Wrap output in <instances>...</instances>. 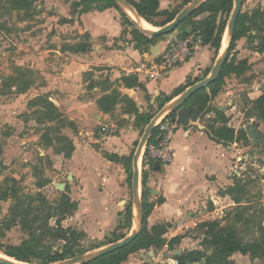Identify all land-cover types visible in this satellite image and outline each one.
I'll use <instances>...</instances> for the list:
<instances>
[{"label": "rangeland", "instance_id": "1", "mask_svg": "<svg viewBox=\"0 0 264 264\" xmlns=\"http://www.w3.org/2000/svg\"><path fill=\"white\" fill-rule=\"evenodd\" d=\"M27 1L28 5L26 7H17L13 0H0V187L5 189L16 187L19 189L20 195L41 193L51 202H57L61 199V195L65 193L70 196L73 202L80 205L78 210L63 222V226L72 227L81 232L87 229L90 232L86 233L85 237L81 239L80 245L73 250L74 257L66 258L65 261H67L102 249L131 233L134 205L132 193L133 157L145 129L141 128L138 140L128 146L130 150L127 152L129 155L127 158L121 160L107 151H98L102 155L105 154V158L122 162L126 166L124 170L127 171L126 175H128L129 193L126 198L118 199L114 203L115 207L111 203L107 204L105 213L102 216H97L94 201L83 199L80 196L83 187L75 169L69 162L73 155L70 159H64L62 156L56 155L53 147H49L44 143L42 136L48 127H53L55 130L52 131V136L62 134L75 143L78 125L62 112L60 106V99L65 93V84H69L66 89L76 92L79 91V88H76L77 83H79V86L82 85L83 90L87 91L85 95H92L96 87L103 90L109 89L111 84L109 78L105 77L107 73L99 74L100 76L104 75V77L99 79L100 82L97 81L96 72L104 71L101 68L83 75H81L82 70L77 69L75 63L80 61L76 58V55L93 51L91 38L81 24L76 23L77 16L80 14L72 17L70 19L72 20L71 23H65L63 22L65 18L58 13L55 9L56 6L53 5V2H70L71 0H52V5L49 6H46L48 0ZM74 3H81L85 6L84 0H75ZM248 5L249 0H243L242 13L250 14L251 11ZM183 7L184 0H181V3L173 10L181 12ZM83 8L81 6L78 11L83 10ZM230 18L227 14L223 15V19L228 22ZM146 24L153 26L158 22L153 21ZM226 43L227 35L225 32L222 50L225 48ZM239 47L238 41L228 57L229 62L233 61L235 67L241 69L238 74L232 73L228 76V78L236 76V81L242 85V88H238L243 94L241 103L230 118L232 125L237 127V131L245 129L248 124L260 122L257 119H247L244 115V108H248V93H251L254 99L264 94V73L259 72V69L256 73L254 66L249 65L251 54L246 52L247 50L244 49V54L240 50L239 52L242 55L239 56V52H236ZM246 47L251 49L249 42ZM246 57L248 59H245ZM213 64L215 65V61H213ZM256 65L259 67L264 65V59L263 61L261 59L259 64L257 62ZM79 80L80 82H77ZM225 83L226 79L223 85ZM22 87H28V89L21 92ZM45 95H49L50 99L57 105L62 114V122L49 123L42 119L37 99ZM3 113H6V116ZM115 124L124 128L130 123L126 125L123 121H116ZM204 125L207 127V122ZM109 129H107L106 134L110 136H122V132H124L117 128H114L113 131L111 128ZM262 129H264V123ZM227 146L233 150L234 157H236L232 169L229 171L230 177L233 180L241 179L243 182H251L248 187L247 198L242 204H235L229 197L222 195L226 200H218L216 204L209 201L207 205H200L199 208H196L195 211L201 209L202 211L199 212H203V214L207 208L209 212L217 213V215L214 216L212 221L207 220L208 216L205 215L196 222L198 223L197 229L205 234L204 237L202 233L198 236L191 234V236L187 230L179 231V236L191 238V243H194L193 246L199 239L202 242L205 240L209 226L214 223L218 225V230L223 228L235 230L238 239L245 246L264 242V149L260 145L253 147L252 142L251 144L240 142L236 145L233 143ZM143 159L144 153L140 160L142 205L144 192L142 185ZM157 173L163 175L164 171L161 169L149 173V180L151 178L156 180L157 184L154 188L156 191L159 190L160 182ZM45 179L49 183L39 189L37 183ZM63 184L66 187L63 191H60L58 185ZM158 198L159 194L157 193L153 196L148 192L146 195V201L149 203H159ZM13 205V199L0 204V253L6 257H8L5 254L7 248L20 246L30 241L29 235L22 225L12 223L8 218ZM239 216L244 218L242 222H236ZM116 218H118V221L112 228L113 226L110 223H112V219ZM141 218L143 228V211ZM180 219L181 224L177 223L174 226L176 229L187 222L184 216ZM105 222L109 223L108 230L101 229L102 224ZM51 224L54 225L55 222L52 221ZM146 228L151 230L149 222H147ZM46 245L51 249L52 254H56L64 251L65 244L48 240ZM178 249H180L179 246H175V250ZM184 249H188V247H184ZM175 250L165 245L161 248L141 251V253L152 259V264H156V255L174 258ZM150 252H154V256L151 257ZM209 253H213V248L209 249ZM231 260H236V264H264V258L251 261L249 256L240 254L234 255ZM132 262L149 264L146 263L145 259L140 263L138 256L131 259L128 264H134ZM31 264H43V262L35 261Z\"/></svg>", "mask_w": 264, "mask_h": 264}, {"label": "crops", "instance_id": "2", "mask_svg": "<svg viewBox=\"0 0 264 264\" xmlns=\"http://www.w3.org/2000/svg\"><path fill=\"white\" fill-rule=\"evenodd\" d=\"M51 2L52 0H48L46 6L52 5ZM74 2L75 0L53 2V5L56 6L55 9L61 16L65 19H71L70 13ZM180 3L181 0H160V10L171 11ZM248 6L251 11L250 15H252L257 9L264 10V0H249ZM206 17L208 14L200 16L197 20H203ZM164 21V17L155 18L154 22H158V24L152 27L161 28ZM76 23L81 24L90 36L93 45V51L90 53L76 55L80 61L75 63L77 69L82 70L81 75L93 72L98 68L103 69L102 72H96L97 81L100 82L99 79L104 77V75L100 76L99 74L107 73L105 77L109 78L111 84L109 86L111 87L105 90L96 87L92 95H85L87 91H84L83 86H79V83L76 87L79 88V91L76 92L66 89L69 84H65V93L60 99V106L62 112L78 125L77 138L74 143L75 152L69 162L75 169L83 187L80 196L83 199L94 201L97 216H102L107 204L111 203L115 207L114 203L118 199L128 196L129 185L127 183V171L124 170L126 166L122 162L105 158V154L102 155L98 151H107L121 160L127 158L129 156L127 152L130 150L128 146L138 140L140 129H145L147 126L137 123L136 115L127 113L124 104H119L112 113L101 112L98 100L117 89L136 104L141 115L150 114L152 111L157 115L165 106L180 97L181 94L177 96L175 93L178 89L185 88L187 90L207 78L214 64L211 48L201 46L190 60L173 69L167 76L150 78L145 67L147 69L152 67L156 58L177 33L165 36L155 43L139 41L133 35L134 28L123 24L121 11L116 8H109L103 12L93 10L81 14L77 16ZM252 33L257 35L255 31ZM247 43L248 38H241L239 40L240 47L236 52L241 50L243 53L244 49L247 50L246 52L251 54L249 65L254 66L256 73L257 69L264 73V65H260V67L256 65L261 59L263 61L264 53L260 54L245 48ZM157 45L160 48L155 51L154 47ZM238 54L239 56L242 55L240 52ZM142 67L145 70L138 71ZM130 75L138 77L139 81L146 86V90L140 88L127 89L122 79L124 76ZM235 78L237 77L226 78V83L219 94L210 102L209 108H218L224 111L229 119L228 126L237 131V127L232 125L230 118L239 108L243 94L238 89L242 88V85ZM248 96L249 100L258 98L254 99L251 93H248ZM246 110L244 108V115ZM3 114L6 116V113ZM214 117L215 113L210 112L207 115V121L214 124L211 122ZM116 121H123L126 125L127 123L130 124L121 128L115 124ZM204 123L202 121L201 123L181 125L173 137L174 163L161 168L164 171L163 175L157 173L160 180L159 190L154 189L157 184L155 179L151 178L148 183L150 193L153 196L157 193L159 194L158 199H163L161 204L156 202L148 222L151 229L158 225H169L168 232L163 236L168 242L176 237H182L179 236L180 230H187L190 235L195 236L203 234L196 227L198 224L196 222L199 220L198 212L202 210L195 211V209L199 208L200 205H207L209 201L216 204L218 200H224L222 192L234 185V180L230 177L229 171L234 164L235 153L227 145L215 141ZM214 125L216 128L222 126L221 123ZM105 128H111L112 131L117 128L124 132H122V136H110L106 134L107 129ZM147 171L151 173L150 170ZM182 216L187 222L176 229L174 226L177 223L181 224L180 218ZM117 221L118 218L112 219L111 226L116 225ZM108 225L109 223L105 222L101 229L108 230ZM84 232L89 233L90 231L85 229ZM204 236L205 234H203ZM191 242V238L182 237V241L178 245L181 253L186 250L201 248L202 241L200 239L195 242L194 246V243ZM184 247H188V249H184ZM141 254L139 255L140 263V259H144ZM156 257V264L158 262L159 264H175L176 262L175 258L157 255ZM134 264L139 263L135 262Z\"/></svg>", "mask_w": 264, "mask_h": 264}, {"label": "trees", "instance_id": "3", "mask_svg": "<svg viewBox=\"0 0 264 264\" xmlns=\"http://www.w3.org/2000/svg\"><path fill=\"white\" fill-rule=\"evenodd\" d=\"M85 6L81 3H73L71 8V16L81 15L93 10L103 12L109 8H116L121 11L123 16V24L125 26H132L133 35L137 40H144L146 43H155L165 36L153 38L141 32L120 9L114 0H84ZM147 22L151 23L155 18L164 17L165 21L161 26H165L172 22L179 11L175 10H160V0H126ZM193 0H184V6L190 4ZM17 7H26L27 0H13ZM95 5V6H94ZM83 10L78 11L80 7ZM184 8V7H183ZM234 9V0H208L201 5L193 15L182 22L176 29L179 36L182 38L190 35H195L199 40L201 46H209L212 52V59L216 61L219 52L222 48L224 34L226 32L228 21L223 19V15L227 14L230 18ZM208 14L203 20H197L200 16ZM63 22L71 23L72 20L65 19ZM253 31L257 35H253ZM172 33V34H174ZM248 36L250 48L260 54L264 53V10L257 9L252 15L242 13L240 14L235 36L231 43L230 53L234 50L236 43L243 37ZM229 53V54H230ZM241 69L235 67L233 61L225 63L219 79L211 84L208 88L197 92L191 99L190 103L200 105V112L202 114V121L207 122V128L211 132L212 138L222 144L228 145L233 143L245 142L251 144L248 139L245 129L236 131L228 126L229 119L226 117L224 111L218 108H209L210 102L222 90L223 83L232 73H239ZM124 86L127 89L140 88L146 90V86L141 83L138 77L134 75L124 76L122 79ZM28 87H22L21 92H25ZM186 89H178L175 93L177 96L182 94ZM39 107L41 109L40 115L44 121L49 123L62 122V114L57 108V105L50 99L49 95L41 96L38 99ZM119 104L126 106V112L136 115V121L139 124L147 126L154 118L155 113L141 115L137 109L136 104L128 97L115 89L111 93L104 95L98 100V106L103 113H112ZM248 108L245 113L247 119H257L264 123V94L255 100H247ZM210 112L215 113V117L211 122L214 124L221 123L222 126L216 128L214 124L207 121V115ZM41 121V120H40ZM55 128L48 127L42 138L44 143L53 147L56 155L62 156L64 159H70L75 152V145L73 141L62 134L52 136V131ZM157 137V130L149 140L148 144L154 143ZM131 160V159H130ZM145 166V162H144ZM161 166L152 163L150 171H160ZM132 178V176H131ZM149 172L144 169L142 185H143V225L139 237L129 246L115 251L111 254L105 255L94 261L85 264H128L131 259L139 257L141 251H149L152 248H161L167 245L170 249L175 250V246L179 245L182 237H176L171 241H167L163 236L168 232L169 225H158L151 230L147 229L148 218L151 215L156 204L146 201V195L150 190L148 189ZM49 181L47 179L37 183V187H45ZM251 182L242 181L241 179H234V185L228 187L223 195L230 198L235 204H242L248 195V187ZM20 191L16 187L5 189L0 187V204L14 200V205L10 210L8 218L12 223L22 225L23 229L29 235L30 241L20 246H13L6 249L5 254L19 262L31 264L35 261H42L43 264H56L66 260L68 257H74L73 250L79 246L81 239L85 237L86 233L78 231L72 227H64L63 222L74 212L78 210L79 204L73 202L68 194L63 193L61 199L57 202L49 201L41 193L20 195ZM163 199H159L161 204ZM242 216L237 217L236 222H242ZM55 224L52 225L51 222ZM125 236L116 240V242L124 239ZM59 241L64 243L61 253L52 254L51 249L46 245L47 241ZM213 248V253H209V249ZM240 254L242 256H249L251 261L257 258H264V242L245 246L238 239V234L235 230L223 228L218 230L216 223L209 226L206 233L205 240L201 243V248L186 250L181 255L175 256L178 264H236V260L231 258ZM45 256H48L47 258ZM140 261H143L140 259Z\"/></svg>", "mask_w": 264, "mask_h": 264}, {"label": "water", "instance_id": "4", "mask_svg": "<svg viewBox=\"0 0 264 264\" xmlns=\"http://www.w3.org/2000/svg\"><path fill=\"white\" fill-rule=\"evenodd\" d=\"M125 15L131 20V22L144 34L157 38L162 36L171 35L182 24L183 21L188 19L194 12L208 0H193L187 5L169 24L157 28L150 29L143 26L145 19H143L138 12L126 1V0H114ZM243 0H234V9L231 15L230 21L227 26V46L220 50L215 65L207 78L201 82L191 86L180 97L172 103L165 106L145 128L143 136L138 144V148L133 157V178H132V193L134 199L133 205V224L131 233L124 239L112 243L102 249L96 250L92 253L81 255L72 258L67 261H63L56 264H85L96 259H99L105 255L111 254L115 251L123 249L133 243L141 234L142 231V199H141V166L140 160L146 149L149 140L153 136L159 123L167 118H171L172 121L179 124L189 125L191 123H201L202 114L200 112V105L190 103V99L199 91L208 88L211 84L216 82L228 60L231 43L235 36L236 26L238 18L242 12ZM160 46L154 47L155 51L159 50ZM156 54V53H155ZM157 55V54H156ZM263 123L254 122L248 124L245 128L248 139L252 142L253 147L261 146L264 149V129H262ZM66 185H58V189L63 191ZM144 257L146 263L152 264V259L148 258L145 254H141ZM149 255L154 256V252H150ZM175 256L181 255V250L174 251ZM0 264H25L23 262L11 261L0 257Z\"/></svg>", "mask_w": 264, "mask_h": 264}, {"label": "built area", "instance_id": "5", "mask_svg": "<svg viewBox=\"0 0 264 264\" xmlns=\"http://www.w3.org/2000/svg\"><path fill=\"white\" fill-rule=\"evenodd\" d=\"M201 47L199 40L195 35L182 38L175 36L170 43L163 49L161 54L156 58V62L151 68H140L138 71L145 70L150 78H159L167 76L173 69L186 63L195 54L196 50ZM182 124L174 122L167 118L157 126V137L154 143L148 144L144 151L143 166L144 169L150 170L152 163L167 167L174 163L172 143L175 133L180 129ZM205 213L199 212L198 218L208 216L207 220L212 221L217 213L209 212L206 208ZM206 218V217H205ZM175 264H178L176 261Z\"/></svg>", "mask_w": 264, "mask_h": 264}, {"label": "bare ground", "instance_id": "6", "mask_svg": "<svg viewBox=\"0 0 264 264\" xmlns=\"http://www.w3.org/2000/svg\"><path fill=\"white\" fill-rule=\"evenodd\" d=\"M147 22L146 21H144V23H143V26H145V27H147V28H150V29H156V28H153L152 26H150V25H147L146 24ZM226 39V38H225ZM226 45H227V43L225 44V46L224 47H226ZM223 47V48H224ZM0 257L1 258H3V259H7V260H11V261H14L13 259H11V258H8V257H6V256H4L3 254H1L0 253Z\"/></svg>", "mask_w": 264, "mask_h": 264}]
</instances>
